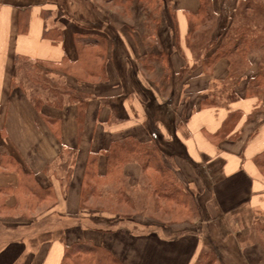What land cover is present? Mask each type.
Instances as JSON below:
<instances>
[{"label":"crops","instance_id":"crops-1","mask_svg":"<svg viewBox=\"0 0 264 264\" xmlns=\"http://www.w3.org/2000/svg\"><path fill=\"white\" fill-rule=\"evenodd\" d=\"M221 1L231 19L238 0H213L217 16ZM93 3L0 0V264H60L65 247L78 240L101 244L123 264H194L216 238L234 244L221 251L227 262L236 253L240 264H264V93L247 89L264 72L263 60L223 56L210 64L204 51L196 56L184 38L186 12L196 10L197 0H168L176 10L177 45L168 29L137 34L117 23L105 29L108 19ZM167 15L164 10L165 23ZM89 19L101 21L92 30L109 40L105 77L77 85L86 95L80 121L76 105L64 103L44 106L51 122L13 88L14 58L75 62L73 34L86 31ZM53 28L60 30L58 40L44 36ZM51 75L76 86L68 76ZM153 127L181 149L162 156L191 191L192 225L200 228L177 230L155 215L123 218L80 205L90 155L102 175L113 142H150ZM122 173L131 181L128 191L136 190L139 165L129 162Z\"/></svg>","mask_w":264,"mask_h":264},{"label":"trees","instance_id":"trees-1","mask_svg":"<svg viewBox=\"0 0 264 264\" xmlns=\"http://www.w3.org/2000/svg\"><path fill=\"white\" fill-rule=\"evenodd\" d=\"M197 1L198 5L196 10H187L186 12L187 34L184 38L187 46L189 48L193 47L196 56L204 51L207 60H215L219 57L227 56V54L233 51H239V42H249L248 25L240 27L234 36L235 38L230 37L228 41L221 42L218 45L219 38L222 37L224 39L226 36L227 28L223 35L222 33L220 35L219 32L215 34L221 21L218 17H215L213 0ZM94 2L103 12L112 8L111 13L107 11L112 15V18H108L105 29L113 27L114 23L125 25L129 30H134L136 33L142 31V34L144 32L145 34L150 33L152 30L164 32L165 29H168L171 32L172 43L179 44L180 38L176 10L170 6L168 0H94ZM100 4H106L107 10H104ZM115 8L118 10L116 13ZM164 10L168 14L167 23H165L163 17ZM157 13L159 15L155 17ZM109 19L114 21L110 22ZM89 20H92L89 22L91 26L86 25L85 27L82 25L86 31H77L73 34L78 53V59L75 62L61 61L48 63L42 60H30L20 55H16L14 58L17 70V73L13 76L12 84L14 87H17V77L19 76L20 86L25 80H29L34 83L39 82L40 85H46L44 89H54V102L52 103L48 101L39 103V100L38 102L34 101V99L31 100L34 107L46 120L52 122L53 118L43 109L44 106L49 104L50 106L61 107L64 103H71L76 105L77 119L80 121V114L84 112L86 95L77 88V85L79 83H96L105 77L107 65L106 50L109 40L106 35L96 33L92 30L100 27L102 25L101 21H96L95 19ZM211 23L212 30L210 31V38L205 43L198 42L195 44L198 38L196 36L198 29ZM44 36L58 40L60 30L57 28L45 29ZM198 44H201L199 48L197 47ZM18 73H23L25 79L21 81V76ZM50 73H56L60 77L68 76L74 80L73 83L74 85L76 83V86L69 85L65 82V79L59 87L52 85L53 78L49 76ZM248 91L264 93V72H258L249 81ZM154 118L156 120L160 116L155 113ZM151 134L152 141L147 143L139 142L132 137L113 142L105 152L107 167L106 172L102 175L97 173V156L91 154L85 167L80 191V205H86L89 208L104 209L118 214L123 218H142L144 217L141 214L142 208L144 210L148 208L152 213H145V215H151L150 217H153L158 212L161 213L163 218L156 216L157 219L166 220L170 226L177 224L179 226L178 228L183 230L187 229L185 226L192 225L191 220L197 216L192 194L183 187L169 169L161 165L163 154L169 152L175 153V151H172L174 144L170 142L165 143L161 140L154 127L152 128ZM262 157L264 158V152ZM129 162H137L140 164L142 179H144V184L147 186L137 194H132L128 191L131 181L127 182L123 177L122 172L125 165ZM69 169L68 167L66 168L67 179L69 177ZM156 174L158 178H156ZM45 190H48V188ZM146 196H150L154 200L152 205L146 202ZM41 198H44V195ZM168 209L170 210L168 211ZM171 210H175V212L173 211V215V212H170ZM213 252L214 255L207 253L206 250L201 251L194 264H213L215 261L222 262L218 251L215 249ZM60 264L123 263L101 244L94 243L90 240H78L65 247Z\"/></svg>","mask_w":264,"mask_h":264},{"label":"rangeland","instance_id":"rangeland-1","mask_svg":"<svg viewBox=\"0 0 264 264\" xmlns=\"http://www.w3.org/2000/svg\"><path fill=\"white\" fill-rule=\"evenodd\" d=\"M80 3H81L80 7H82L81 9H83L84 4L82 2H80ZM219 4L221 6H223V9H221V12H220L221 16L215 15V17H218L220 19V21H221V24L218 27V29L216 30L215 34H217V32H219L220 35H221V33L223 35L225 30H226V28H227V32L225 33L226 36L225 37L223 36L224 39H222V37L219 38V41L217 42L218 45L221 42L228 41V39L230 37L231 38H235L234 36L237 34V32L240 29V27H244V26H248L249 25V35H250L249 42L248 43L239 42V47H238L239 51H233L230 54H227V57H229V58H231L233 60H236V61L242 60V62L248 63L249 55L258 54L260 56L261 60H263L262 62H264V0H238V2L236 1V5L232 9V18L231 19H227V12L225 10L226 9L225 2L221 1L220 3H218V5ZM91 5L92 4L90 3V6ZM95 5H97V4L94 2L93 3V7H95ZM78 6H79V3H78ZM100 6H102L104 10L107 7L106 4H102V5L100 4ZM111 10H112V8L108 9L107 11L111 13L112 12ZM117 11H118L117 8H115V13ZM106 12H103V13H105V18H107V19L108 18H112V15H110L108 12L106 14ZM109 21L111 22V21H114V20L109 19ZM207 28H208V30H207ZM211 30H212V23L207 25V26H202V28H199L198 31H197V35H196V36H198V38H197V41L195 42V44L198 43V42L205 43L210 38V31ZM214 36L216 37V35H214ZM200 45L201 44H198L197 46H200ZM213 61H214V59H210L208 62H210V64H212ZM245 66L246 65L243 64L240 67H237L238 72L242 71L245 68ZM16 73H17V70H16V66H15V63H14V75ZM18 74L21 76V81L23 79H25V75L23 73L22 74L18 73ZM51 74H54V73H50L49 74V76L53 78L52 79V83H53L52 85H56L57 87H59L64 80H62L60 78L58 79L57 76H52ZM19 81H20V78L18 76L17 77V84H16L17 87H14L13 84L11 83L13 88L18 89L22 93H24L25 95L29 96V98L31 100L34 99V101H36V102H38V100H39V103H44V102H47V101L51 102V103L54 102V94H53L54 93V89H52V88L44 89V88H46V85H40L39 82L38 83H34V82L29 81V80L28 81L25 80V82L23 81L24 83L21 84V86H20V82ZM12 82H13V79H12ZM30 96H32V97H30ZM171 144H174V148H172V151H175V154L179 153V151L181 149L177 146V144L175 145V143H173V142H171ZM137 164L140 167V164L139 163H137ZM161 165L163 167H166L167 169H169L173 173V175L175 176V173L168 166L165 165L164 160H162V164ZM140 170H141V167H140ZM156 178H158L157 174H156ZM136 183H137V185H139L137 187V189L136 190L134 189V191L132 189H130L131 192L134 193V194L135 193L137 194L142 189H145L147 187L146 184H144L145 183L144 179H142V178L141 179H137ZM183 187H185V186L183 185ZM188 191L191 193L190 190H188ZM146 198H147L146 202L148 204L152 205L154 200L152 198H150V196H146ZM147 209L144 210L142 208L141 214L145 215V213L146 214L152 213V212L149 211V209L148 210ZM169 210L170 209H168V211ZM173 211L175 212V210H171L170 212L172 213ZM174 212L172 213V215L174 214ZM154 215L157 216V217L161 216V218H163L161 213L157 212ZM139 219L143 220V218H141V217ZM195 219H196V217H194L193 220H191V222H193ZM197 225H198V223H197ZM178 227H177V230L180 229ZM169 228H168V230L166 232H172V233L177 232L176 229H174V228L173 229L172 228L169 229ZM185 228H187V229L196 228L197 229V228H200V227L199 226L196 227V224H194L192 226L187 225V226H185ZM212 230L210 232L211 236L214 234V238H215L217 236V234L215 233L214 230L213 231ZM221 240H223V238ZM211 245L212 246L210 248L208 247L206 249L207 253H212V255H214L213 250L216 249V251H218V254H220L221 259H222V262L215 261V264H227V263L228 264H240L237 261L238 257L236 258V256H235L236 253H233V260H232L233 262L232 263H230L229 261L227 262V258L223 257V256H226L225 252H224V255H223V253H221V251L224 250L225 246L226 247L228 246L229 249H233V247H234L233 243L227 244V243H224L223 241L221 242L220 240H218L216 238L214 240V243H212Z\"/></svg>","mask_w":264,"mask_h":264}]
</instances>
